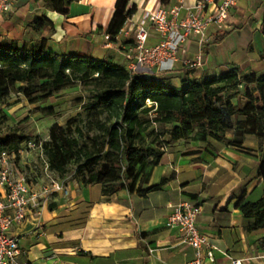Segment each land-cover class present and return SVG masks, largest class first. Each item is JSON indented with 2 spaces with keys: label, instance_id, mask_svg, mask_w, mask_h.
Masks as SVG:
<instances>
[{
  "label": "crops",
  "instance_id": "obj_1",
  "mask_svg": "<svg viewBox=\"0 0 264 264\" xmlns=\"http://www.w3.org/2000/svg\"><path fill=\"white\" fill-rule=\"evenodd\" d=\"M196 1L129 0L126 8L134 5L135 10L120 30L128 31L130 41L145 11L182 5L183 17L186 8ZM45 3L46 0H13V8L3 22L10 32L34 34L23 41L46 38L47 49L58 55L111 57L127 67L118 42L108 46L103 36L116 0H74L66 15ZM40 13L52 26L35 32L29 24ZM262 19L264 0H237L230 10L227 28L211 25L201 47L197 36H191L188 48L178 52L175 69L156 75L171 77L178 85L183 75L179 71L181 61L193 58L199 50L203 52L202 66L190 70V77L222 74L232 66L242 74L264 72ZM6 36L19 41L8 32ZM159 39L151 27L147 44L154 45ZM231 101L236 104L238 99ZM226 135L230 137L231 132ZM29 154L40 160L43 183L41 158L36 151ZM18 160L30 166L25 157ZM258 168V141L254 136H246L241 147L215 139L188 138L175 142L157 164L146 165L142 187L157 184L164 176L168 180L144 194L121 189L105 196L100 184L84 186L66 175L67 196L51 195L39 214L33 212L23 223L11 227L10 233L19 238L17 259L28 264H193L194 249L182 242L177 228L165 225L173 204L190 201L200 206L197 226L215 246L214 262L203 257V264H230L232 259L241 264H264V227L249 230L254 216L244 215L237 205L240 197L251 202L264 197V181L258 176Z\"/></svg>",
  "mask_w": 264,
  "mask_h": 264
},
{
  "label": "trees",
  "instance_id": "obj_2",
  "mask_svg": "<svg viewBox=\"0 0 264 264\" xmlns=\"http://www.w3.org/2000/svg\"><path fill=\"white\" fill-rule=\"evenodd\" d=\"M72 1L46 0L45 6L66 15ZM128 2L116 0L105 30L112 38L134 13V5L126 8ZM46 26L52 25L42 13L29 24L35 32ZM261 32L264 35V19ZM46 42V38L22 43L0 38V126L8 119L2 104L13 92L35 104L77 83L84 86L87 94L76 99L80 110L63 125L53 123L43 142L54 176L64 178L72 172L81 185L100 184L105 196L121 189L144 194L168 180L164 176L144 188V168L157 164L178 140L215 139L241 147L246 136H254L258 176L264 181V72L242 74L232 66L222 74L190 77L185 71L175 85L171 77L151 72L130 75L111 57L58 55L47 49ZM234 97L236 104L231 101ZM40 110L53 113L49 105ZM26 139L12 126L0 135V152L17 151ZM237 205L244 215L254 216L249 230L264 227V197L254 202L240 197Z\"/></svg>",
  "mask_w": 264,
  "mask_h": 264
},
{
  "label": "built area",
  "instance_id": "obj_3",
  "mask_svg": "<svg viewBox=\"0 0 264 264\" xmlns=\"http://www.w3.org/2000/svg\"><path fill=\"white\" fill-rule=\"evenodd\" d=\"M237 0H197L186 8L183 17L180 16L182 5L159 6L155 10L143 13L135 27L131 40L128 41V31L120 30L115 36L104 32L108 46L118 42L119 49L127 61L130 75L138 72L162 74L175 69L179 50L188 48L191 36H197L201 47L207 39V30L211 25L227 28L230 10ZM13 8V0H0V25L5 16ZM159 34V41L154 45L147 44L150 28ZM129 42V43H128ZM201 50L193 58H184L179 66L180 72L190 71L202 66ZM156 71H155V69ZM151 105L150 100H146ZM45 139H26L16 150L0 152V264H28L18 261L20 254L19 238L10 233L13 225H20L31 213H40L43 206L53 194L67 196L69 187L64 178L54 176L49 170L44 155ZM36 151L42 161L43 183L37 185L26 171L18 170L16 161L29 152ZM165 225L177 228L181 232L182 242L194 249L193 264H203L205 257L209 262L215 260V246L209 237L197 226V216L200 206L190 201H183L171 206ZM230 264H241L232 259Z\"/></svg>",
  "mask_w": 264,
  "mask_h": 264
},
{
  "label": "rangeland",
  "instance_id": "obj_4",
  "mask_svg": "<svg viewBox=\"0 0 264 264\" xmlns=\"http://www.w3.org/2000/svg\"><path fill=\"white\" fill-rule=\"evenodd\" d=\"M1 33L4 37L8 32L10 36L17 37L19 41L29 39L30 32H10L6 22L0 25ZM32 38V37H31ZM207 40V39H206ZM201 46H203L205 43ZM202 52V50H201ZM203 53V52H202ZM87 94L85 87L77 83L73 87H67L55 94L45 102L31 104L22 94L13 92L8 99L2 104L3 110L8 115L7 121L0 126V135H3L10 127L16 126L18 132L24 134L29 139H48L49 128L53 123L63 125L68 118L75 115L80 110V105L76 102L79 97H84ZM53 107V113H45L40 110L44 106ZM27 154L25 156L27 163L22 164L17 161L18 170L23 171L27 167V172L36 183H41L40 176V160L36 159L35 155ZM72 172L68 173L71 175ZM37 178V179H35Z\"/></svg>",
  "mask_w": 264,
  "mask_h": 264
}]
</instances>
